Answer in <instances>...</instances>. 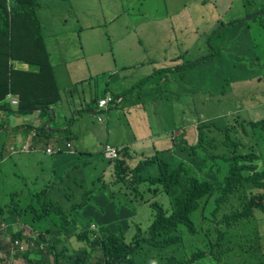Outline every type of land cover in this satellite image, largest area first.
I'll use <instances>...</instances> for the list:
<instances>
[{
	"label": "trees",
	"instance_id": "16d2710c",
	"mask_svg": "<svg viewBox=\"0 0 264 264\" xmlns=\"http://www.w3.org/2000/svg\"><path fill=\"white\" fill-rule=\"evenodd\" d=\"M229 1L203 0L202 4L192 1L180 8L179 19L166 27V31H173L168 38L170 42L158 50L159 57H151L175 62L178 67L156 71L143 84L160 74L165 76L164 87L170 88L167 95L175 90L177 94L210 92L213 97H224L233 90H246L248 98L249 93L255 92L250 90L251 81L264 85V6L226 24L219 16ZM256 1L244 0V6ZM39 6L37 0H0V102L13 93L20 99L14 116L25 117L35 110L40 112L39 117L46 113L43 124L24 126V135L33 139L32 151L27 153L25 161L24 155L16 158L20 164L14 166L9 177L11 187L3 184L6 192L0 197V233L12 234L8 254L22 259L24 264H149L151 259L161 264H200L206 258L218 261L222 258L225 264H264L261 231L255 215L256 210L264 213L261 153L264 120L225 116V119L199 122L198 142L193 146L188 144L185 128L178 131L167 122L161 138L166 142L172 139L174 146L164 153L140 148L134 142L126 146L117 143L118 158L112 161L104 156L110 148L109 141L104 148L83 149H93V153H72L65 146L74 135V117L85 107L93 108L95 102L106 98L110 82L118 80L119 75L102 72L84 81L90 91L88 95L82 92L77 96L90 99L80 108H74L70 102L68 112L60 114L62 127H55L57 114H52L50 109L57 111L60 104L73 96L70 90L63 92L49 71L52 54L43 44L45 33L37 16ZM205 29L211 31L207 45L195 53L197 58L188 59L193 38ZM169 55L176 56L169 60ZM14 62L29 65V70L14 68ZM36 65L39 69L44 67L43 70L35 72L32 66ZM155 87L150 94L140 95L139 100L159 105L170 100L167 95L161 100L159 94L164 88ZM253 113L262 115L264 107L254 108ZM63 127H69L72 135L62 133ZM53 140L57 154L45 155L46 147ZM40 145L45 149L41 150ZM34 150L44 151L48 160L58 158L61 163L49 171L42 161L37 162ZM70 156L71 161L66 162ZM130 163L137 164L132 167ZM155 166L162 169V176L152 175L148 179L139 174ZM35 167L40 168L39 174L34 171ZM85 168H88L89 181L86 185L99 184L100 189L94 196L86 190L83 199L69 209L64 197L69 202L73 199L64 196L56 180H70L69 174ZM110 168L112 178L107 181L105 174ZM146 189L154 198L164 193L169 209L157 201L150 206L141 196V190ZM106 204L118 218L119 232L101 225ZM137 204L149 205L153 220L145 231L136 225V234L128 241V233H134ZM92 224L99 228L94 239L90 233ZM124 226L126 230L122 229ZM200 229L205 238L216 237L215 241L204 240V249L196 247ZM184 230L192 245L187 258L177 256L176 248ZM73 236L84 241L86 247L70 249L68 240ZM3 243L0 237V250L5 251Z\"/></svg>",
	"mask_w": 264,
	"mask_h": 264
},
{
	"label": "rangeland",
	"instance_id": "374dc122",
	"mask_svg": "<svg viewBox=\"0 0 264 264\" xmlns=\"http://www.w3.org/2000/svg\"><path fill=\"white\" fill-rule=\"evenodd\" d=\"M40 5L37 9V16L41 19L43 31L48 42V51L52 54L49 61V71L53 72L54 80L59 86H68L72 83L70 91L73 97H77L78 93L85 92L88 95L90 87L84 81L90 79L91 76L102 73L105 70L106 63L110 58L109 52H112V60H115V71H119L121 75H125V68H133L134 64L142 62L146 57H159L157 50L158 46L166 44L163 39L162 32L157 30L159 21L165 17H170L175 11L182 8L185 4L192 1L202 4L203 0H37ZM211 2L214 0H206ZM230 6L226 12L222 13L225 20H233L245 16L249 12H254L260 7L264 6V0H257L248 6H244V0H230ZM167 24V21H166ZM210 26V25H208ZM136 27L134 32L126 38L115 37L116 30ZM95 32L100 33L104 42L97 44L95 41L87 40L84 38L85 34L91 35L93 29ZM153 29L157 35L152 37L148 31ZM210 30L205 29L198 33L193 38V44L188 59L197 58L195 53H199L201 48L207 45V38ZM160 40V42H159ZM81 41V42H80ZM35 72H39L38 66H32ZM27 70V69H25ZM145 69L136 70L135 72L127 74V81L137 80L140 73ZM57 74V76L55 75ZM56 77V79H55ZM164 75L158 74L153 82L156 86L164 88L162 93L159 94L160 99H164L170 92L169 87H164ZM113 88L116 81L110 82ZM241 84V83H240ZM100 86L103 82L100 81ZM264 86V85H262ZM259 83L253 82L250 88L253 93H249L250 98L246 95V90L231 91L224 97H214L208 100H195V110L197 115L195 118L205 120L207 118H214L222 114L227 118L235 119H253L255 121L264 120V113L255 115L253 109L257 107H264V93L262 94V87ZM18 97V95H17ZM208 98V97H207ZM35 110L32 114L20 119L17 123V128H12L6 136L0 135V197H4L6 187L10 188L12 183L10 176L14 171V166L20 164V159H16L24 155V161L27 159L29 152L33 148L32 136L24 137L22 130L24 126L29 124H36L40 122L43 124L45 121L46 113ZM60 109H57V120L54 124L55 127H62V121L59 116ZM185 113L180 109L174 107L167 108V122L175 126L178 131L183 127L181 115ZM75 126L73 127V145L76 144L78 151L95 152L93 149L83 150L80 148L79 143L82 138H95L100 140L101 148L103 143L107 140L110 142L111 149H115V144L126 146V144L134 142L137 138L134 134L130 133L126 127L125 116L120 109L113 106V110L103 115L92 113V106L85 107L84 111L74 117ZM188 123L189 119L184 118ZM39 124V126H41ZM184 128V127H183ZM57 129V128H55ZM62 133L72 135L69 127H63ZM138 139V138H137ZM139 140V139H138ZM54 140L46 147L45 155H56ZM67 142L65 141V144ZM71 143V142H70ZM82 144H87L82 140ZM154 147L159 153H164L168 148L161 145L160 141H154ZM149 145V144H148ZM2 146L5 147L2 150ZM16 146V147H15ZM41 150L45 149L44 145H40ZM104 148V147H103ZM37 154L35 159L37 162L42 161L46 168L60 164L58 158L48 160L47 156L43 154L44 151H33ZM263 155L262 161L264 162V146L261 149ZM10 157H13L12 159ZM70 156L66 162L71 161ZM135 166V163L132 167ZM33 169V168H32ZM31 169V170H32ZM30 170V171H31ZM36 174L40 173V168H34ZM26 171V174L31 173ZM140 175L150 179L152 175L162 176V169L158 166L142 170ZM88 168L76 171L67 176L66 181L56 180L60 188H63L64 196L71 197L72 202L67 201L64 197V203L67 208L73 209V205L83 199V193L86 190L91 191L92 195H96L99 191V184L92 186L88 183ZM5 176V178H3ZM106 180L111 181L112 168L108 169L105 174ZM6 186H4V185ZM84 185V187H82ZM87 187V188H86ZM99 198L96 197V201ZM145 199L150 201H157L162 204L166 209H169V202L167 196L162 193L160 196L154 198L151 193L145 190ZM167 200V203L165 200ZM107 208L101 217V225L103 228L111 230H118V218L113 215V210L106 204ZM137 216L133 220L134 233L131 231L127 235V240L130 241L136 234V225H140L143 231L147 230L153 220L152 210L147 204L136 205ZM78 209V208H77ZM81 211L84 212L83 208ZM258 220L261 241L264 250V213L260 210L255 211ZM2 224V223H0ZM126 230V226L122 228ZM27 231V230H26ZM14 232V230H13ZM31 232V231H28ZM117 232V233H118ZM16 233V232H14ZM0 237L4 239L3 247L5 251L0 250V258L3 261L1 264H24V261L17 258L15 255L8 254L9 244L8 240L12 238L10 232L5 234L0 233ZM181 241L177 243V256L187 258L192 251L191 241L188 233L184 230L180 236ZM73 249H81L84 247L82 242H78L73 238L70 242ZM200 264H225L222 258L218 261L216 259L206 258Z\"/></svg>",
	"mask_w": 264,
	"mask_h": 264
},
{
	"label": "crops",
	"instance_id": "0c3cea01",
	"mask_svg": "<svg viewBox=\"0 0 264 264\" xmlns=\"http://www.w3.org/2000/svg\"><path fill=\"white\" fill-rule=\"evenodd\" d=\"M229 6L227 8H229ZM227 8H225L222 11V13L225 12L227 10ZM221 14H220L219 18H221ZM180 16H181V9H179L177 12H175L173 14L172 20L170 22H167V24H166L167 19H157L156 20V21H159V24L157 26V30L159 32L160 31L162 32L163 39L166 41V44L170 42L168 38H169V36L172 35V32H173L171 29L166 31V29H167L166 27L169 26L172 22L177 21ZM135 29H136V27L116 30L115 37H117L119 39L126 38L130 35L131 32H134ZM186 32H188V30L185 31L184 33H186ZM148 34H150L152 37H155L157 35L156 31H154L153 29L149 30ZM84 38L87 40L95 41L98 45L102 44V42H104V39H102L100 33L95 32V30H92L91 35L85 34ZM126 40H129V38H126ZM43 44L48 49V42H47L46 37H45V41L43 42ZM163 46L164 45L158 46L157 50L161 49ZM111 55L112 54H110V58L108 59V61L106 63L105 70L103 73H105V72L109 73L115 69L114 68L115 62H113ZM174 56H176V55H169L168 56L169 60L171 58H173ZM148 59H149V63H151L153 65H151L149 67L143 66L141 68L142 70L145 69L144 71H142L140 73V75L142 77L151 73V71L153 70L154 67H161L164 65H177V63H175V62L161 61V60H155V59L153 60L149 56L146 57L142 62H144ZM142 62H140V63H142ZM13 64H14V68L21 69V70H25V69L29 70V67H30L27 64L19 63V62H14ZM137 65L138 64H134L132 67L136 68ZM126 69H128V68L124 69L125 74L131 72V70H126ZM55 75L57 76L56 73H55ZM117 75H119V79L124 76V75H121V73L119 71L117 72ZM253 82L254 81H251L250 88H251ZM71 86H72V83L68 86H63V92L69 91ZM125 87L126 86L121 87V90L125 89ZM89 99L90 98H87L86 96H77V97H73L68 102L65 101L63 103L64 110L62 111V113L68 112V105L70 102H73L74 108H80L81 104L86 103ZM135 103H136V101L134 99H132V97H130L128 100H123V101L120 98L119 104H118V108L120 109L122 114L125 116V120L127 119L128 122L130 123L133 134L139 139L138 140L136 138L134 143L140 148H148V149L152 150V152H154L157 150L154 147V144H155L154 141L158 140V141H160L161 145L166 146L168 149H170L172 147V144H173L171 142L172 139L168 138V141L166 142L165 140H163L161 138V137H164V133H165L164 127L166 126V123H167V108L168 107H174L175 109H180L182 111H184V108L178 104H168L167 107H165L163 109H154L153 121H154V124L156 125V131H152L149 129L148 115L144 112L142 107L141 106L131 107ZM181 117H182L183 127L185 128V131H187V133H188L187 140L190 143H193L194 141H196V138H197L196 125L194 124V122H188L187 123L184 120V118H186L185 113H183L181 115ZM20 119H23V118H21L19 116H14V115H12V116L3 115L0 118V120H4L8 126H6L5 129H2L0 131V135L6 136L12 128H14V127L17 128V123L19 122ZM26 126H28V125H26ZM22 135L24 137H26L24 135V130H22ZM82 140L86 141L87 144H82L81 143ZM107 141L105 143H103V146L107 143ZM78 143H79L80 148H82V149H85V148L99 149V148H101L100 140H97L95 138H82L80 140V142H78Z\"/></svg>",
	"mask_w": 264,
	"mask_h": 264
},
{
	"label": "clouds",
	"instance_id": "9594fccd",
	"mask_svg": "<svg viewBox=\"0 0 264 264\" xmlns=\"http://www.w3.org/2000/svg\"><path fill=\"white\" fill-rule=\"evenodd\" d=\"M177 11H175V12H177ZM173 14L170 17H165V18H162V19H167L166 21L170 22L172 20ZM247 17H250V16H247ZM221 18H223L222 14H221ZM233 20H226L225 23L226 24H230V22L233 21ZM113 62H115V60H113ZM151 65H153V64H151L149 62L145 63V61H144L142 63H138L136 68H128L126 70H131V72H129V73H132V72H135L136 70H141V68L143 66L149 67ZM176 67H178V66L177 65H164V66H161V67H154L153 70L151 71V73H149L148 75H146L144 77H142L140 75L139 79L133 80V81H127V74H129V73L125 74L122 78L116 80V85L113 88L110 85L109 93H108V96L106 98L100 99L98 103L95 102V105L92 108V113H97V115L106 114L107 112H110V111L113 110V108L111 109V106L112 107L113 106L118 107L120 98L123 101V100H128L130 97H132V99H134L136 101V103L134 105H132L131 107L141 106L142 109L144 110V112L148 115V118H149V129L152 130V131H156V125L154 124V121H153V116H154L153 115V111H154V109H163V108L167 107L168 104H178V105H180V106H182L184 108L185 117L187 119H189L188 122H194V124L196 125V128H197L196 141H194L193 143H190L187 140L188 144L190 146L195 145L198 142V135H199L197 123L211 121V120H215V119H219V118L225 119V116H222V114H219V115L215 116L214 118H207L205 120H199L198 118H195V116L197 115V112L195 110V100H197V99L198 100H208L209 98H214L210 94V92L206 93V94H200L198 92L196 94H194L193 92H191V93L185 92V93L177 94V92L175 90H173V94L172 95L169 94V95L166 96L167 98H170V100L167 101V102H164L163 105H159L158 103H152V102H147L145 104V100H139V96L140 95L150 94L151 92H153V91H155L157 89V87H155V84H154L153 80H150L149 82L143 84L144 81H146L147 79L151 78L155 74L156 71H159V70H162V69H174ZM117 72L118 71H115V69H114L113 71L109 72V74L111 76H113L114 74H117ZM123 86H126V87H125V89L121 90V87H123ZM233 91H236V90H233ZM103 100H106L107 103H106V105L101 107L100 106V102L103 101ZM19 106H20L19 96L17 97L16 94L9 93L6 96V99L4 101L0 102V118L3 115L12 116L13 114L17 113V110H18ZM58 109H60V113H59V116H60V114L64 110L63 103L59 105ZM50 112L52 114H54V115L57 114V111H55L53 108L50 109ZM21 118H24V117H21ZM60 118H61V116H60ZM6 126H8L6 124V122L4 120H0V131L2 129H5ZM46 126H47V124H46ZM126 127H127L128 131L133 134L131 125H130V123L128 122L127 119H126ZM72 140H73V137H72ZM70 142H68L65 147L66 148H70L72 150V153L74 151H78L76 144L73 145L72 141H70ZM173 146H174V143L172 144V147L170 149H172ZM156 151H158V150H156ZM104 156H105L106 159L112 160V161H114L115 159L118 158V157L114 158V159L108 158L106 156V151L104 152ZM130 165L133 166V164H131V163H130ZM93 166L97 167L96 164H94ZM47 169L50 171L51 167H48ZM97 174L100 175L98 170H97ZM141 196L143 197V199L146 202H148L150 204V206L153 204V201L145 199V191L141 190ZM151 210H152V208H151ZM136 216H137V214L135 215V217ZM205 229H206V227H205ZM79 232H82L81 228L79 229ZM90 233H91V237L94 239L99 234L98 226L95 225V224H92L91 227H90ZM73 237L76 238V240L78 242H82L84 244L83 248L86 247V243L84 241L78 240V238L76 236H73ZM215 238L216 237L214 235H211L210 237L205 238L204 237V232H202L201 229H200V234L196 237V247H201V248L204 249V240L207 239L209 241H215ZM70 242H71V238L68 240V246H69L70 249H73L71 247ZM73 250H75V249H73ZM76 250H79V249H76ZM149 264H161V263L158 260L151 259Z\"/></svg>",
	"mask_w": 264,
	"mask_h": 264
},
{
	"label": "built area",
	"instance_id": "2783aa9c",
	"mask_svg": "<svg viewBox=\"0 0 264 264\" xmlns=\"http://www.w3.org/2000/svg\"><path fill=\"white\" fill-rule=\"evenodd\" d=\"M106 103H107V101L103 100V101L100 102V106L102 107V106L106 105ZM106 156L108 158H112V159L117 158L118 157L117 151L115 149L108 148L106 150Z\"/></svg>",
	"mask_w": 264,
	"mask_h": 264
},
{
	"label": "flooded vegetation",
	"instance_id": "af4514ba",
	"mask_svg": "<svg viewBox=\"0 0 264 264\" xmlns=\"http://www.w3.org/2000/svg\"><path fill=\"white\" fill-rule=\"evenodd\" d=\"M16 231H17V227L15 226V227H14V232H16Z\"/></svg>",
	"mask_w": 264,
	"mask_h": 264
},
{
	"label": "water",
	"instance_id": "95a60500",
	"mask_svg": "<svg viewBox=\"0 0 264 264\" xmlns=\"http://www.w3.org/2000/svg\"><path fill=\"white\" fill-rule=\"evenodd\" d=\"M259 13H262V12H259ZM49 124H50V123H49V122H47V127H49Z\"/></svg>",
	"mask_w": 264,
	"mask_h": 264
}]
</instances>
